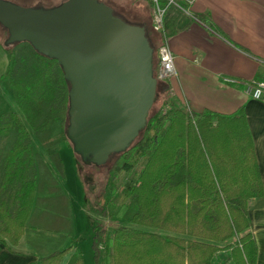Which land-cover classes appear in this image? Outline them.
I'll return each mask as SVG.
<instances>
[{"label":"trees","instance_id":"1","mask_svg":"<svg viewBox=\"0 0 264 264\" xmlns=\"http://www.w3.org/2000/svg\"><path fill=\"white\" fill-rule=\"evenodd\" d=\"M148 36L157 51L159 45L149 32ZM24 43L25 49L9 54L7 66L18 113L0 116L17 133L4 158L0 185V242L9 246L18 245L27 231L61 239L73 232L70 199L51 166L34 152L22 120L45 150L60 143L70 145L69 84L57 60ZM161 83L158 80L157 93ZM56 123L62 130L58 135ZM49 157L65 178L60 153L51 151ZM141 157L146 162L137 182L118 188L119 178L130 174ZM113 158L107 202L123 193L130 200L125 219L135 227L120 225L111 238L104 225H94L95 264L102 259L106 264H213L215 254L227 249L235 264H256L258 249L248 205L263 196V186L244 109L229 116L167 106L149 113L137 139ZM108 204L98 212L108 215ZM58 246L34 244L41 264L62 263L70 248ZM68 264H84V260L73 254Z\"/></svg>","mask_w":264,"mask_h":264},{"label":"water","instance_id":"2","mask_svg":"<svg viewBox=\"0 0 264 264\" xmlns=\"http://www.w3.org/2000/svg\"><path fill=\"white\" fill-rule=\"evenodd\" d=\"M5 44L28 42L57 60L69 84L67 138L86 165L102 166L145 128L158 89L145 24L101 0L26 7L0 0Z\"/></svg>","mask_w":264,"mask_h":264},{"label":"crops","instance_id":"3","mask_svg":"<svg viewBox=\"0 0 264 264\" xmlns=\"http://www.w3.org/2000/svg\"><path fill=\"white\" fill-rule=\"evenodd\" d=\"M139 1L149 12L136 13L139 24L147 26L156 46L166 38L174 55L175 73L161 83L167 106L229 116L244 109L263 186V196L251 199L248 209L256 264H264V103L246 90L247 83L264 80V0H180V7L167 9L162 34L152 27L148 0ZM25 235L16 246L0 242V264H41ZM57 238L55 245L70 248L61 263L68 264L73 245ZM213 264H235L231 250L218 251Z\"/></svg>","mask_w":264,"mask_h":264},{"label":"rangeland","instance_id":"4","mask_svg":"<svg viewBox=\"0 0 264 264\" xmlns=\"http://www.w3.org/2000/svg\"><path fill=\"white\" fill-rule=\"evenodd\" d=\"M14 3L26 6H54L60 4L62 0H13ZM104 1L115 13L130 23H139L140 19L137 18V12L140 10L142 13L149 17V12L146 7L141 6L139 0H101ZM8 37L7 30L0 25V116L2 114H9L11 112H17L15 102L13 99L12 90L9 84L10 75L7 74V66L9 64V54L11 52L18 53L20 50L25 49L26 43L20 42L15 43L11 47L5 46V41ZM155 49V48H154ZM157 51L154 52V66L157 65ZM162 82V81H160ZM166 99L162 93V87L159 88V92L156 95L154 105L150 110V115H153L161 110L167 109L165 106ZM25 126L29 130V139L32 143L33 150L35 153L42 155L44 160L54 170L56 176L60 181V185L64 193L69 197L71 209H72V220H73V232L72 234L65 236L69 241L67 242L71 246L73 245L72 253L81 254L84 259V264H95L94 250L92 246L93 241V227L94 225L101 223L107 229L110 237L112 238L114 233L113 230L120 225H130L125 219L128 206H130V200L124 199L123 193H118L116 198L111 202H107L108 188L107 180L110 167L114 162V158L107 162L105 165H86L80 155H78L73 145L60 143L52 150H45L40 145L39 141L35 137L34 133L29 129L27 122L22 118ZM62 130L59 127V123L55 124L54 134L58 135ZM17 139V133L10 124H3L0 121V185L3 177L4 158L7 152L12 148ZM51 151L59 152L63 163L65 178L59 176L53 167L50 160ZM146 162L145 157H141L134 170L130 174L122 175L118 182L117 187H126L128 185L137 182L139 173L143 169ZM109 207L108 215H103L98 210L104 211L105 206ZM9 204L12 210L16 209V205L13 200L9 199ZM135 227V226H133ZM147 230L164 233L158 229L147 228ZM51 238L50 242L45 239ZM53 237V240H52ZM58 235L46 234L43 235L39 232L27 231L24 243L40 245L43 243H50V245L59 241ZM58 239V240H57ZM58 247L64 248L65 245ZM37 252V251H36ZM38 254V253H37ZM66 257L64 263L70 261V258ZM40 257V254H38ZM41 258V257H40ZM41 263V262H40ZM101 264H106L105 260L102 259Z\"/></svg>","mask_w":264,"mask_h":264},{"label":"built area","instance_id":"5","mask_svg":"<svg viewBox=\"0 0 264 264\" xmlns=\"http://www.w3.org/2000/svg\"><path fill=\"white\" fill-rule=\"evenodd\" d=\"M180 0H151L152 27L154 31L162 34L164 17L167 9L174 6H181ZM163 37V36H162ZM157 65L155 66V76L159 81H165L174 75V55L166 40L162 38L157 50ZM247 93L255 100L264 103V80L247 83Z\"/></svg>","mask_w":264,"mask_h":264},{"label":"flooded vegetation","instance_id":"6","mask_svg":"<svg viewBox=\"0 0 264 264\" xmlns=\"http://www.w3.org/2000/svg\"><path fill=\"white\" fill-rule=\"evenodd\" d=\"M7 1H11V2H13V3H14V1H13V0H7ZM64 1H65V0H62V2H64ZM62 2H61V3H62ZM61 3H60V4H61ZM57 5H59V4H57ZM57 5H54V6H57ZM54 6H42V5H41V6H36V7L50 8V7H54Z\"/></svg>","mask_w":264,"mask_h":264}]
</instances>
